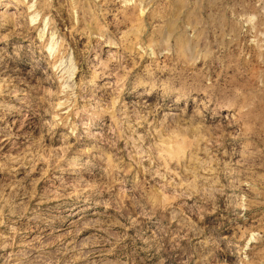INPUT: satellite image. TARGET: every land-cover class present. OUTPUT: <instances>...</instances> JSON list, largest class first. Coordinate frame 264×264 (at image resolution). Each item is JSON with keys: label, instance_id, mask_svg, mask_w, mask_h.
<instances>
[{"label": "rangeland", "instance_id": "rangeland-1", "mask_svg": "<svg viewBox=\"0 0 264 264\" xmlns=\"http://www.w3.org/2000/svg\"><path fill=\"white\" fill-rule=\"evenodd\" d=\"M0 264H264V0H0Z\"/></svg>", "mask_w": 264, "mask_h": 264}, {"label": "bare ground", "instance_id": "bare-ground-1", "mask_svg": "<svg viewBox=\"0 0 264 264\" xmlns=\"http://www.w3.org/2000/svg\"><path fill=\"white\" fill-rule=\"evenodd\" d=\"M52 50H53V49L51 48V52H52Z\"/></svg>", "mask_w": 264, "mask_h": 264}]
</instances>
